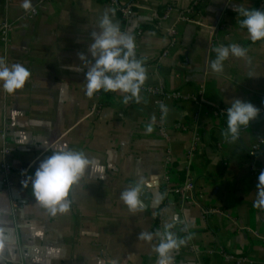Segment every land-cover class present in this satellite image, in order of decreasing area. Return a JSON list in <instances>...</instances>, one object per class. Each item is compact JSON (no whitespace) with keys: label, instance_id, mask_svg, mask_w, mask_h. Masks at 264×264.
Wrapping results in <instances>:
<instances>
[{"label":"crops","instance_id":"1","mask_svg":"<svg viewBox=\"0 0 264 264\" xmlns=\"http://www.w3.org/2000/svg\"><path fill=\"white\" fill-rule=\"evenodd\" d=\"M128 3L136 9L126 23L101 0H49L34 19H20L23 0H0V23L15 22L0 59L31 72L15 94L0 90V150L9 153L0 167L12 168L7 177L0 173V264H157V237L139 235L155 234L162 207L165 225L179 239L187 235L173 264H264V208L254 207L264 171V41H251L235 11L256 4L264 11V0H120ZM191 7L193 20L182 21L179 12ZM105 12L135 37L147 69L138 103L125 104L119 92L87 97L86 69L69 68L81 65L78 54ZM233 43L246 57L230 56L223 72L212 71V49ZM157 86L174 96L163 101L166 116L144 91ZM237 98L260 111L230 142L226 110ZM194 133L199 142L190 158ZM58 147L83 151L103 173L86 174L72 189L70 211L51 216L21 181ZM166 174L193 181V203L176 196L166 203ZM135 184L144 208L134 213L120 196Z\"/></svg>","mask_w":264,"mask_h":264},{"label":"clouds","instance_id":"2","mask_svg":"<svg viewBox=\"0 0 264 264\" xmlns=\"http://www.w3.org/2000/svg\"><path fill=\"white\" fill-rule=\"evenodd\" d=\"M22 7L25 11L35 10L32 0H23ZM235 11L242 17L240 27L247 30L251 41H264V11L237 6ZM136 49L135 37L122 31L119 24L105 12L99 20L98 28L91 33L90 45L78 54L83 67L80 65L69 68L77 72L86 69L84 85L87 97L92 98L101 92H119L125 94V104L129 101L138 103L141 88L147 80V69L144 61L137 58ZM212 51L215 52V59L211 63V69L216 73L223 72L224 62L230 56L244 58L247 55V49L236 43L216 46ZM30 76V70L24 65L16 63L9 66L0 59V90L5 93L13 95L23 89ZM160 110L163 116L167 115L166 105L161 104ZM259 111L250 102L233 99L226 110L225 138L230 142L237 141L241 130L248 128L250 122L258 118ZM154 123L155 117H152V123L146 126L147 133L153 131ZM44 143L46 145L47 141ZM89 172L101 176L103 168L83 151L58 147L52 149V154L40 162L33 175L24 174L25 178L21 181V186L24 189L30 186L35 203L47 210L51 216H56L70 211L69 197L72 189ZM141 191L140 184L122 191L120 198L129 211L135 213L143 210ZM256 195L254 207L264 208V171L258 176ZM162 199L163 196L158 195L156 204ZM172 228V224H166L162 232L155 234L141 232L139 235V239L146 241H151L154 235L158 237L159 243L154 248L158 257L157 264H173V251L178 250L185 243L183 239L177 238Z\"/></svg>","mask_w":264,"mask_h":264},{"label":"built area","instance_id":"3","mask_svg":"<svg viewBox=\"0 0 264 264\" xmlns=\"http://www.w3.org/2000/svg\"><path fill=\"white\" fill-rule=\"evenodd\" d=\"M49 0H39L33 7L34 11H26L20 19H34L38 13H39V8L40 6ZM103 3L111 6L116 13H118L121 18L123 19L124 22H128L133 15L135 14V4L134 3H128L125 5L120 4V0H101ZM196 9V8H195ZM170 12V11H169ZM195 15V10L194 7L188 8L182 12H179V18L184 21L188 22L193 20V16ZM15 22H11L8 20H4L3 22L0 23V47L3 50H6L7 47L9 46L10 43V36L11 32L13 30ZM166 53L163 54L165 56ZM145 92L148 94L155 96L158 98L157 100V105L160 107L161 104H163L164 99H167L170 97H174L173 95H168L165 94L160 86L157 87H150L144 89ZM160 109V108H159ZM179 125H176L175 128L179 129ZM159 133L160 135L167 139L168 138V131L166 130V127L163 124H160L159 126ZM199 142L198 135L195 133L193 134V137L191 139V149L189 150L187 156L192 157L195 155L196 152V146ZM8 148L4 147L3 149L0 150V156L5 159L8 155ZM0 173L4 174L6 177L7 175L11 172L12 168L7 164L6 162H3L1 167H0ZM164 188H163V193L164 197L166 199V203L169 204L168 202V197L169 196H176L179 201L182 203L190 204L193 203L195 200V188H194V183L190 178H186L182 183H177L172 180L169 174H166L164 176ZM14 207V206H13ZM165 207H162L157 215H156V222H155V233L157 232H162L165 226ZM173 231V229H171ZM176 231H179L180 233H186L185 229L183 226L176 228ZM186 235V234H185ZM183 235L181 239L185 240L186 236ZM158 239V237H157ZM159 243V239H158Z\"/></svg>","mask_w":264,"mask_h":264},{"label":"trees","instance_id":"4","mask_svg":"<svg viewBox=\"0 0 264 264\" xmlns=\"http://www.w3.org/2000/svg\"><path fill=\"white\" fill-rule=\"evenodd\" d=\"M259 2H260V1H259ZM256 7H257V4L255 5L254 9H257ZM252 9H253V8H252ZM257 10H258V9H257Z\"/></svg>","mask_w":264,"mask_h":264},{"label":"water","instance_id":"5","mask_svg":"<svg viewBox=\"0 0 264 264\" xmlns=\"http://www.w3.org/2000/svg\"><path fill=\"white\" fill-rule=\"evenodd\" d=\"M263 148H264V138H263Z\"/></svg>","mask_w":264,"mask_h":264}]
</instances>
